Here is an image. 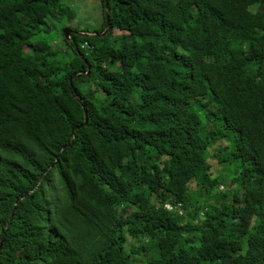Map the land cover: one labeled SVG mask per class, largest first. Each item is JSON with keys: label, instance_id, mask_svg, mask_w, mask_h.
Wrapping results in <instances>:
<instances>
[{"label": "trees", "instance_id": "obj_1", "mask_svg": "<svg viewBox=\"0 0 264 264\" xmlns=\"http://www.w3.org/2000/svg\"><path fill=\"white\" fill-rule=\"evenodd\" d=\"M101 3L0 0V264H264V0Z\"/></svg>", "mask_w": 264, "mask_h": 264}, {"label": "rangeland", "instance_id": "obj_2", "mask_svg": "<svg viewBox=\"0 0 264 264\" xmlns=\"http://www.w3.org/2000/svg\"><path fill=\"white\" fill-rule=\"evenodd\" d=\"M64 2L69 4L75 11L74 19L68 20L64 18V19L53 20V21L48 20L51 26L48 24H45L42 26V28H46L47 26H49L51 28L50 31L43 33L39 36L37 35L34 38V40L37 41V40L43 39L46 43L49 42L51 44L56 45L59 50V53L57 56L60 57V59H63L64 57L67 56V58L69 59V57L72 55V52L69 51V53L67 54V51H66L67 46H66V43L62 35V33H64L63 32L64 28L68 27L71 29V32H70V38H71L72 33L80 29L94 30L98 28L103 20L104 15H103V8H102L101 0H64ZM92 33L93 32H90V34ZM31 49H32L31 46L25 47L26 51H30ZM112 68L116 69L117 65L116 64L113 65ZM214 108H215L214 106L209 105V107L206 110L200 111V115L202 119L204 120V122H206V124L209 121V120L206 121L207 112L212 111ZM211 117L214 118L215 117L214 114H212ZM216 124L217 123L214 121H209L207 125L208 127H211ZM224 151L225 150H223L222 152L219 151L218 145H215L214 147L210 148V152H213L214 154H216L214 156V161L217 155L223 156ZM211 159H212V155H211ZM214 163L217 167V172H216V175H217L218 169L220 168L219 170H221L222 165L216 162ZM220 184H221L220 188L226 191L228 187L227 183L224 181L223 183H220ZM167 205L168 207L172 208L171 203H167Z\"/></svg>", "mask_w": 264, "mask_h": 264}, {"label": "water", "instance_id": "obj_3", "mask_svg": "<svg viewBox=\"0 0 264 264\" xmlns=\"http://www.w3.org/2000/svg\"><path fill=\"white\" fill-rule=\"evenodd\" d=\"M105 7H106V28H105V31L102 32L103 35L107 34V32L110 29V11H111V9L109 6V0H106ZM63 32H64V35L66 38H70V32H71L70 28H68V27L64 28ZM91 66H92L91 63L88 62V69L89 70L91 69ZM85 113H86L85 123H87V121H88L87 109H85ZM12 217H13V214L11 215L9 222L7 223L6 231L8 230V228L11 224ZM5 234H6V232H5ZM3 241H4V237L2 238V240L0 242V251H1L2 246H3Z\"/></svg>", "mask_w": 264, "mask_h": 264}, {"label": "clouds", "instance_id": "obj_4", "mask_svg": "<svg viewBox=\"0 0 264 264\" xmlns=\"http://www.w3.org/2000/svg\"><path fill=\"white\" fill-rule=\"evenodd\" d=\"M165 206H166L167 208H170V207L167 206V204H166ZM170 209H171V208H170Z\"/></svg>", "mask_w": 264, "mask_h": 264}, {"label": "built area", "instance_id": "obj_5", "mask_svg": "<svg viewBox=\"0 0 264 264\" xmlns=\"http://www.w3.org/2000/svg\"><path fill=\"white\" fill-rule=\"evenodd\" d=\"M168 206V205H167Z\"/></svg>", "mask_w": 264, "mask_h": 264}]
</instances>
